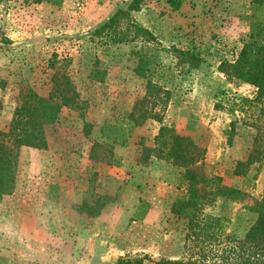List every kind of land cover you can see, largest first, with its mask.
Returning a JSON list of instances; mask_svg holds the SVG:
<instances>
[{"label":"rangeland","instance_id":"rangeland-1","mask_svg":"<svg viewBox=\"0 0 264 264\" xmlns=\"http://www.w3.org/2000/svg\"><path fill=\"white\" fill-rule=\"evenodd\" d=\"M130 1L0 0V130H8L26 89L54 101L76 94L46 127V149H20L15 189L0 197V264H116L127 257L221 264V255L233 258L226 237L242 238L255 218L250 208L263 193L264 156L244 176L232 172L255 136L264 141V102L242 104L256 89L221 70L245 45L252 0H180L176 9L168 0H144L129 20L103 27ZM130 112L147 118L133 126ZM102 126L119 129L124 143L106 138ZM162 126L204 149L195 166L208 180L196 183V203L216 239L187 237V219L171 211L187 197L188 181L166 156ZM94 143L105 146L95 158ZM143 147L152 149L147 162ZM217 184L246 196H214ZM99 198L106 204L97 216L76 210Z\"/></svg>","mask_w":264,"mask_h":264},{"label":"trees","instance_id":"trees-1","mask_svg":"<svg viewBox=\"0 0 264 264\" xmlns=\"http://www.w3.org/2000/svg\"><path fill=\"white\" fill-rule=\"evenodd\" d=\"M63 0H24L25 3H49L60 5ZM144 0H131L126 9L117 10L103 27H110L119 20H129L131 12H137ZM174 9L180 5V0H168ZM252 19L249 22V30L245 45L232 62H224L222 72L227 78H234L241 82L247 83L256 89L255 96L252 100L240 98L243 104L263 103L264 102V0L251 1ZM137 32H142L148 36L149 40L154 39L153 35L139 25L132 23ZM197 64L193 65L196 67ZM137 73L144 75L143 67L137 66ZM64 90L69 91V82L66 81ZM70 96L61 94L59 101L51 98H44L30 89H26L19 95V101L14 108L12 118L7 131L0 130V197L10 195L15 189L16 172L18 168V159L20 149H46V127L56 122L58 113L62 106H72L75 103V92ZM147 118L145 112L139 115L130 112L128 119L133 126H138ZM235 127L231 123V130L228 135V141L232 139V133ZM102 134L115 144H123L125 139H119V129L115 127L102 126ZM90 125L84 126V133L88 135ZM116 133V134H115ZM158 138L162 140V147L166 152L168 159L175 166L184 167L183 177L188 181L187 197L176 201L171 211L177 216L187 219L188 235H207L208 239L215 238L213 233H209L210 225H205L199 220V207L197 206L198 194L196 183L207 181L200 173H197L196 163L203 158L204 149L200 148L187 135H181L171 128L162 126L159 129ZM105 146L100 143H94L91 148V157H97V153ZM109 149V148H108ZM152 149L143 147L140 160L147 162L149 153ZM111 154V147L108 150ZM261 155L264 156V141L260 143L258 137H254V147L252 148L246 161L236 162L232 174L234 176H244L248 166L256 162ZM110 160V159H109ZM111 164H117L115 159L109 161ZM220 179H218L219 181ZM214 196L230 198L232 200H241L246 196L238 188L227 187L217 184L214 190ZM105 199H97L94 205L82 202L76 206L78 212H85L87 215L97 216L105 206ZM142 206V205H141ZM142 207H139L141 209ZM138 210V209H137ZM250 210L254 213L255 218L248 226L242 238L227 236L228 243L231 244L229 250L232 251L233 258H224L221 255V264H264V188L260 198L255 201ZM221 219H216L219 224ZM208 230V231H207ZM216 239V238H215ZM229 260V261H228ZM232 261V262H231ZM116 264H216L212 259L210 261L190 259L169 260L160 259L154 261H145L143 257L118 258Z\"/></svg>","mask_w":264,"mask_h":264}]
</instances>
